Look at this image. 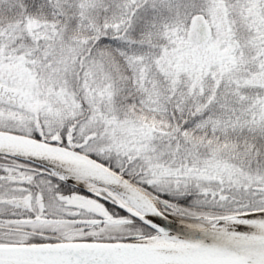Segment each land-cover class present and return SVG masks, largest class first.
<instances>
[{"label": "snow or ice", "instance_id": "1", "mask_svg": "<svg viewBox=\"0 0 264 264\" xmlns=\"http://www.w3.org/2000/svg\"><path fill=\"white\" fill-rule=\"evenodd\" d=\"M0 264H264V0H0Z\"/></svg>", "mask_w": 264, "mask_h": 264}]
</instances>
